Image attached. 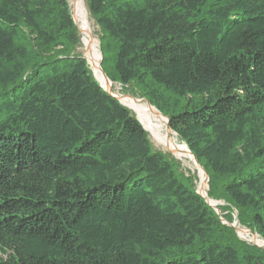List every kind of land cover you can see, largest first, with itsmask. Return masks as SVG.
Segmentation results:
<instances>
[{
	"label": "trees",
	"instance_id": "trees-1",
	"mask_svg": "<svg viewBox=\"0 0 264 264\" xmlns=\"http://www.w3.org/2000/svg\"><path fill=\"white\" fill-rule=\"evenodd\" d=\"M87 3L104 73L170 119L209 196L264 238V0ZM79 42L69 0H0V264H264Z\"/></svg>",
	"mask_w": 264,
	"mask_h": 264
},
{
	"label": "rangeland",
	"instance_id": "rangeland-1",
	"mask_svg": "<svg viewBox=\"0 0 264 264\" xmlns=\"http://www.w3.org/2000/svg\"><path fill=\"white\" fill-rule=\"evenodd\" d=\"M69 3L71 7V12L73 14L75 23L78 27L79 34H80V42L78 45L75 46L74 53H77L87 59L90 65V68L93 72V75L95 76L97 81L101 83L95 72V67L93 66V64L91 63L89 59L87 46L84 41L86 34L81 29L82 22H87L89 26V32L91 34V39L99 48L100 55H101V68H102L103 55L101 51V40H100L101 30L99 26L97 25L95 19L91 16L89 12L87 0H69ZM112 85L113 86H112L111 91L119 97V99L124 103L125 106L128 107V105L124 102V98L127 96L148 103L147 102L148 99L140 93V91L138 90L135 84H131L129 86H123L122 84H119V83H113ZM152 107L156 108L154 105H152ZM130 110L138 116V114L135 111H133L132 109ZM167 130L169 129L166 126L164 128V131L166 132ZM170 132L174 134L172 130H170ZM148 133H149L150 139L154 147L160 151H163L166 154H169L174 159L177 165L178 171L182 175H184L185 177H192L197 191L200 193V195H202V197L205 198V200L220 215L223 224L227 225L234 231V233L236 234V236L239 238L240 241L250 246L264 248V238L256 230L252 229L248 225H243L240 222V212L236 207L229 204L224 198L214 199L209 196L210 178L207 175V173H205L200 168V166L196 163L195 159L191 160L188 158H183V157L178 156L173 150L167 149L163 145L158 143V141L156 140V138L151 132L148 131ZM227 216H229L230 218H228ZM0 257H1V254H0Z\"/></svg>",
	"mask_w": 264,
	"mask_h": 264
},
{
	"label": "bare ground",
	"instance_id": "bare-ground-1",
	"mask_svg": "<svg viewBox=\"0 0 264 264\" xmlns=\"http://www.w3.org/2000/svg\"><path fill=\"white\" fill-rule=\"evenodd\" d=\"M81 29L86 34L84 41L87 46L89 59L95 67L97 77L100 80L101 84L107 90L111 91L113 82L108 80L105 73L101 69L100 51L98 46L91 39V34L89 32V26L87 22H82ZM124 102L130 109L138 114V117L146 130L154 135L158 143H160L167 149L173 150L180 157L194 160V157L189 151L187 145L180 142V139L175 132L174 134H172L170 130H167L166 132L164 131V128L167 126V119L163 115H161V113H159L156 108L150 106L144 101H140L129 96L124 98Z\"/></svg>",
	"mask_w": 264,
	"mask_h": 264
},
{
	"label": "water",
	"instance_id": "water-1",
	"mask_svg": "<svg viewBox=\"0 0 264 264\" xmlns=\"http://www.w3.org/2000/svg\"><path fill=\"white\" fill-rule=\"evenodd\" d=\"M102 69V68H101ZM102 71H103V69H102ZM104 72V71H103ZM106 75V74H105ZM106 77L108 78V76L106 75ZM108 80L109 81H111L109 78H108ZM112 82V81H111ZM101 84V83H100ZM101 86H102V84H101ZM106 91H108L109 93H111L114 97H116L117 99H119V97L117 96V95H115L113 92H111L110 90H107L104 86H102ZM120 100V99H119ZM120 102L122 103V104H124L121 100H120ZM147 102H148V104L150 105V106H152V104H151V102L149 101V100H147ZM157 109V108H156ZM158 110V109H157ZM159 111V110H158ZM159 113H161L160 111H159ZM161 115H163L162 113H161ZM137 116V115H136ZM166 119H167V127H168V129L169 130H171V127H170V125H169V121H170V119L168 118V117H166L165 115H163ZM137 118H138V116H137ZM139 119V118H138ZM140 120V119H139ZM141 122V121H140ZM142 123V122H141ZM146 129V128H145ZM189 149V148H188ZM190 151V150H189ZM192 154V153H191ZM193 155V157H194V159H195V161H196V163L200 166V168L206 173V171H205V169L201 166V164L199 163V161L197 160V158L194 156V154H192ZM208 177V176H207Z\"/></svg>",
	"mask_w": 264,
	"mask_h": 264
}]
</instances>
